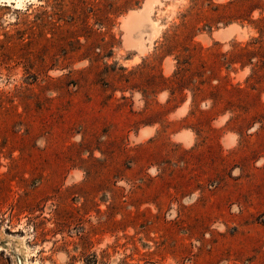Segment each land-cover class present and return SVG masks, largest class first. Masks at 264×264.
Instances as JSON below:
<instances>
[{
  "label": "rangeland",
  "instance_id": "obj_1",
  "mask_svg": "<svg viewBox=\"0 0 264 264\" xmlns=\"http://www.w3.org/2000/svg\"><path fill=\"white\" fill-rule=\"evenodd\" d=\"M0 264H264V0H0Z\"/></svg>",
  "mask_w": 264,
  "mask_h": 264
},
{
  "label": "bare ground",
  "instance_id": "obj_2",
  "mask_svg": "<svg viewBox=\"0 0 264 264\" xmlns=\"http://www.w3.org/2000/svg\"><path fill=\"white\" fill-rule=\"evenodd\" d=\"M9 1V0H8ZM4 2V1H3ZM10 4H11V2H10ZM8 5V4H7ZM17 9V8H16ZM145 131V130H144ZM142 133V132H141ZM144 133V132H143ZM141 136H142V134H141Z\"/></svg>",
  "mask_w": 264,
  "mask_h": 264
}]
</instances>
